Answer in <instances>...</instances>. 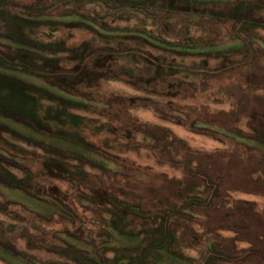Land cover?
<instances>
[{
  "label": "rangeland",
  "instance_id": "rangeland-1",
  "mask_svg": "<svg viewBox=\"0 0 264 264\" xmlns=\"http://www.w3.org/2000/svg\"><path fill=\"white\" fill-rule=\"evenodd\" d=\"M197 1L204 13L180 0H13L42 16L29 36L79 81L62 91L13 75L61 98L40 114L81 120L48 117L58 138L0 116L21 138L2 135L0 168L25 185L0 182V264H82L136 246L112 228L109 194L153 217L189 205L172 219L175 256L148 264H204L212 244L223 257L211 264H264V0L247 15L242 0Z\"/></svg>",
  "mask_w": 264,
  "mask_h": 264
},
{
  "label": "trees",
  "instance_id": "trees-1",
  "mask_svg": "<svg viewBox=\"0 0 264 264\" xmlns=\"http://www.w3.org/2000/svg\"><path fill=\"white\" fill-rule=\"evenodd\" d=\"M242 1L243 7L247 8V15V11L252 12L253 10L255 3L252 1L254 0ZM191 2V7L187 5L188 3L186 1L182 0H180V5L176 6L188 11L196 10L197 12H195L198 14L199 12H205L204 8H206V3L197 0ZM247 4H250V10ZM12 5L16 6L13 0H0V30L2 29L0 31V37L10 41L14 45H7L4 52L0 51V68L2 69V71H0V116L15 122H21L37 132L51 134L61 138L57 133L51 132L49 130L50 127L45 124V120L48 119V117L52 118V120L54 119L61 122H67L66 118L81 119L70 113H66L67 117H64V115H66L65 113L61 112L59 109L54 110L52 107L50 109L47 108L45 111L47 113L40 114L42 112L43 102H49L50 105L53 102L52 98L57 100L61 98L53 95L46 88L35 87L24 83L18 77L14 76L13 73L23 72L34 75L44 80L48 86L62 91H64V86L62 87V85H65L63 84L64 81H66V83L73 82L77 77L71 78V75L64 76V74L61 73V67L57 64L59 60L57 54L61 51H52L49 49L50 47L41 44L39 41L29 36L34 28L44 23L40 21L42 16L38 12L33 14L31 10L32 7L28 6V10L20 9L15 11L9 9ZM241 23L247 24V19H241ZM89 72L87 68L83 69L81 76L86 74V78H89ZM57 79L60 81L58 82ZM83 80V78L80 79V83H83ZM77 81H79L78 78ZM50 99H52L51 102ZM3 134L21 139L8 128V126L0 122V152L4 151L6 146H8L7 142L2 138ZM68 138L71 142L79 145V142L74 140V137L68 136ZM62 139L65 138L63 137ZM27 142L29 143V141ZM3 159L6 160L5 158ZM51 166L52 165H50V167ZM0 182L25 187L22 181L18 183V181L12 180L10 176H8V172L5 168H0ZM106 199L109 200L108 202L110 204L109 213L111 212V215L115 218V220L112 221V228L121 235H126L134 239L141 238V240H139L138 244L134 247L116 250L112 260H108L100 254L97 256L96 261L90 259L88 261V257L85 256L86 258L83 260L84 263L82 264H148L149 261L161 258L160 255H158L159 251H166L169 257L175 256L173 252L169 251L168 247L174 242H176V246L179 247L180 238L177 236V233L176 238L174 236L172 219H179L178 216L184 212L191 213L187 211L189 205H187V207H185L186 205L183 206L182 211L179 210L175 212L173 209L163 213L158 211L153 217L147 215L144 210H142L139 203H129L128 200L117 201L111 194H109ZM65 214L66 212L63 209L62 216L65 217ZM137 219H141L142 221L140 223H135ZM130 224L139 226L140 228L136 231L134 229L127 231V225ZM151 225L154 226V228H152L153 230L159 231L160 239L157 243L143 236V233L147 231ZM218 248L219 246L217 244H212L209 247V256L204 261V264H211L221 260L223 254L219 253ZM176 258L182 259V257L177 254ZM226 258L228 259V256Z\"/></svg>",
  "mask_w": 264,
  "mask_h": 264
}]
</instances>
